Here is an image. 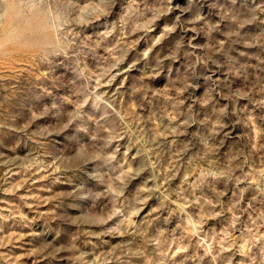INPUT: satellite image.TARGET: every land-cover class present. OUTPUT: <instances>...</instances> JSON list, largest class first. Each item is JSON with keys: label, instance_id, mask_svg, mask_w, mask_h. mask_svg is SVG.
Listing matches in <instances>:
<instances>
[{"label": "rangeland", "instance_id": "374dc122", "mask_svg": "<svg viewBox=\"0 0 264 264\" xmlns=\"http://www.w3.org/2000/svg\"><path fill=\"white\" fill-rule=\"evenodd\" d=\"M0 264H264V0H0Z\"/></svg>", "mask_w": 264, "mask_h": 264}]
</instances>
